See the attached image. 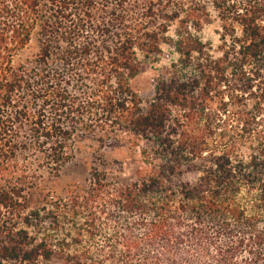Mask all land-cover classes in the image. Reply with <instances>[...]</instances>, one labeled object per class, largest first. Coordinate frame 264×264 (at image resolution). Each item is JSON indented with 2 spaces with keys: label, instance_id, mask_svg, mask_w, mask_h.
Masks as SVG:
<instances>
[{
  "label": "trees",
  "instance_id": "obj_1",
  "mask_svg": "<svg viewBox=\"0 0 264 264\" xmlns=\"http://www.w3.org/2000/svg\"><path fill=\"white\" fill-rule=\"evenodd\" d=\"M29 153L39 181L89 153L82 185L31 206ZM52 258L264 264V0H0V264Z\"/></svg>",
  "mask_w": 264,
  "mask_h": 264
},
{
  "label": "rangeland",
  "instance_id": "obj_2",
  "mask_svg": "<svg viewBox=\"0 0 264 264\" xmlns=\"http://www.w3.org/2000/svg\"><path fill=\"white\" fill-rule=\"evenodd\" d=\"M209 17L206 19L202 26L200 35L203 41L209 42L214 48L217 44L218 21L215 13L210 5L207 6ZM33 43L26 48L23 52L19 53L17 58H25L33 53ZM177 55L174 51L166 46L162 47V54L159 56V61L148 65H144L141 71L131 80V87L138 93H147L151 90L156 77L162 72L163 68L168 65L171 59L176 58ZM130 151L124 146L122 148H113L106 152L107 160L117 159L120 161H128L130 158ZM137 156V153L135 154ZM90 160V154L84 153L77 156L73 162L66 164L58 177L39 181L35 179V166L36 161L34 156L29 153L24 158L17 160L18 168H25V171L30 177L26 179V186H33L30 190V197L28 198L29 204L35 206L41 202L45 197H53L64 195L69 190H76L81 186L87 172V164ZM36 174H38L36 172ZM128 176V174L126 175ZM129 180L130 178H125ZM28 203V202H27ZM4 210V209H2ZM48 264H64L61 259L52 258Z\"/></svg>",
  "mask_w": 264,
  "mask_h": 264
}]
</instances>
